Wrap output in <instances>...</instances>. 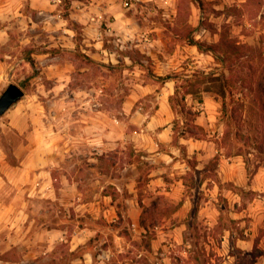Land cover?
Masks as SVG:
<instances>
[{"label": "crops", "instance_id": "1", "mask_svg": "<svg viewBox=\"0 0 264 264\" xmlns=\"http://www.w3.org/2000/svg\"><path fill=\"white\" fill-rule=\"evenodd\" d=\"M236 2L0 0V264H264V158L181 85Z\"/></svg>", "mask_w": 264, "mask_h": 264}, {"label": "rangeland", "instance_id": "2", "mask_svg": "<svg viewBox=\"0 0 264 264\" xmlns=\"http://www.w3.org/2000/svg\"><path fill=\"white\" fill-rule=\"evenodd\" d=\"M236 1L233 8L225 12L232 13L235 19V27H233L231 22L224 24L222 25V33L226 35L227 40L236 41L247 46L250 45L251 50L241 49L239 55H237L239 58L234 57L232 62L235 66L232 72L235 78L244 80L243 83L240 80L238 81L237 94L234 99L238 98L244 102L242 109L235 107L237 112L234 120L227 118V116L223 118L225 134L228 136L224 139L223 147L227 153L234 151L244 156L250 153L255 158L263 159L264 113L258 104V99L261 102L264 96L258 93L256 87L264 78V35L260 34L252 37V34L257 28L264 27V0ZM207 10L214 12V8L209 4H207ZM238 26H242V28L237 29L236 27ZM207 27L210 30L213 29L211 24L207 25ZM252 39L255 41V45H251ZM63 55L64 58L70 57L67 53H63ZM238 65H243L245 68L240 70L241 68ZM247 65H249L251 70L248 69ZM215 76H217V73H214L210 78L200 74L191 85H181L184 87V91L201 87L217 95V83L212 81ZM80 83L83 87H87V77L82 78ZM234 132H237V138L233 137L232 134ZM12 137L14 136L10 132L5 134L0 132V141H5V138L11 139Z\"/></svg>", "mask_w": 264, "mask_h": 264}, {"label": "trees", "instance_id": "3", "mask_svg": "<svg viewBox=\"0 0 264 264\" xmlns=\"http://www.w3.org/2000/svg\"><path fill=\"white\" fill-rule=\"evenodd\" d=\"M189 43L196 46L200 52L211 54L215 62L220 64V68L209 72L206 74V76L210 78L214 73H217V76L212 78V81L217 83V96L220 97L222 103V118L227 116V118L234 120L236 116L235 114L237 112L235 107L242 109L244 102L238 98L234 99V96L237 94V83L239 80L243 83L244 80L235 78L234 74L232 73L235 66L232 64V62L234 57L239 58L237 55H239V51L241 49L250 51L251 47L237 43L236 41L234 42L227 40V37L224 33L221 34L220 39L216 44H206L200 41H194L193 39H189ZM243 65H238L241 68L240 70L245 68ZM247 67L249 70H251L249 65H247ZM256 89L258 93L264 96V78L262 82L257 84ZM171 101L173 102V107L176 106L178 112L182 113L184 106L181 103L179 97L175 95ZM258 104L264 113V97L261 102L258 99ZM232 135L234 138H237V132H234ZM226 137L228 136L224 134L223 140Z\"/></svg>", "mask_w": 264, "mask_h": 264}, {"label": "water", "instance_id": "4", "mask_svg": "<svg viewBox=\"0 0 264 264\" xmlns=\"http://www.w3.org/2000/svg\"><path fill=\"white\" fill-rule=\"evenodd\" d=\"M24 93L18 86L9 84L0 94V117L15 103H17Z\"/></svg>", "mask_w": 264, "mask_h": 264}, {"label": "built area", "instance_id": "5", "mask_svg": "<svg viewBox=\"0 0 264 264\" xmlns=\"http://www.w3.org/2000/svg\"><path fill=\"white\" fill-rule=\"evenodd\" d=\"M53 2H55L56 0H52Z\"/></svg>", "mask_w": 264, "mask_h": 264}]
</instances>
